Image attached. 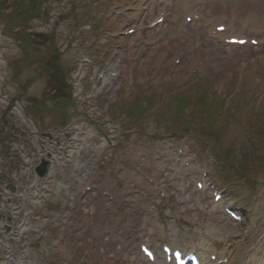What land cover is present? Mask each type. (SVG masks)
<instances>
[{
    "label": "rangeland",
    "instance_id": "374dc122",
    "mask_svg": "<svg viewBox=\"0 0 264 264\" xmlns=\"http://www.w3.org/2000/svg\"><path fill=\"white\" fill-rule=\"evenodd\" d=\"M69 3L65 10H61L60 8H56L58 11V16L60 18L56 21V27L57 31L54 34V37L57 36V45L59 46L58 42L61 40L67 38H73L65 37V33L72 35V28L74 26V30H77L80 23H76L73 20L75 18H79L82 16L81 10L85 11L83 2L81 5H77L79 0H68ZM97 0H93V3ZM36 2L40 3L41 0H36ZM94 8L93 16L97 15L99 16L100 13L106 14L108 12V6L105 7H96ZM91 10V9H90ZM221 10H219L220 12ZM57 16V17H58ZM86 23V22H85ZM53 24H50L49 26L52 27ZM107 25L106 21L101 26ZM50 27L43 28L45 31L49 30ZM237 28H240L239 25H237ZM63 34V35H60ZM91 35V34H90ZM88 35L86 34L84 38L86 39ZM61 39V40H60ZM74 38L73 40H75ZM80 42V41H78ZM66 43H68L66 41ZM47 44V42H46ZM212 48L217 49V54L214 57V62H212V66L210 67L211 70L207 71L203 75L200 76L199 81L206 78V80L203 83L199 82H183L182 80H178L177 82H167L166 79L171 78L172 76L167 73L166 79L154 83L157 79L150 78V82L148 81L147 84H151L153 86L152 89L148 88L147 86L141 87V90L143 92L139 93L138 91L135 92V84H137V81H139V75L135 73L132 77H130V80L128 82H131L132 90L133 92L130 94L129 97L126 98L124 96V93L126 92V86L127 82L124 83V85H117V88L112 90L107 96L112 101L113 98L116 97L120 100L123 98L125 102L128 104L125 107L130 111L128 116L129 119L124 120V123L122 127L126 130L125 134H128V130L131 128H137V127H144L142 123H147V126L155 123L156 128H169L167 131V134L174 135V132H171L173 128L170 127V124H168V121H171L170 119H167V110L161 105L162 100H167L169 98V94L171 97H174L178 94H182L183 96L187 97L188 102H196L197 98L201 94H209V91L212 87H216L217 91L213 94L214 101L210 102L209 105L212 106L210 111L204 112L203 116L191 118L188 119L185 126L188 128H191L188 130V133L185 131L182 132L183 128L180 124H175V128L177 129V134L179 136L186 134L189 138V146L191 151L193 152H199L200 155V166L209 165L211 173L213 177H216L215 179H218L219 181L223 182L225 184V187L221 186V188L224 190L225 195L227 199L234 205L236 208H242L246 212V218L244 221V224L242 226L236 225L232 219H230L229 216H227L224 213H213L211 214V208L213 204V200L211 199L210 192L208 194H188L189 198V207L188 210L186 207L181 210H178L182 215L180 216L181 221L186 220L190 223L192 228L194 229V233L190 235L191 237L195 235H205L208 236V225L210 223H213L216 226V231L218 233H210L209 236H212V238H215L218 245L221 246L225 244H229V242L233 241L235 237L233 236V232L235 233H244L247 231L246 227L249 224L248 218L253 217V211L257 207H261L260 214H264V169L260 168L255 160L251 159L248 152V147L250 150H256V148H260V151L264 153V150L261 148L264 147V134L261 131V129H258L256 131V134H258L256 137H253L252 141H246L244 135L246 133V126L248 123L251 122L250 119L256 120L258 119V123L264 124V68L260 70V72L254 71V67H256L259 61V58L256 56H261V54H254L253 52L260 53V51H253V50H247L243 53H234L229 50L222 49L218 46L217 42L215 40H212ZM139 48L143 50L144 52L149 50H157V52H160V56H165V52L171 48V46H175L177 49V53H181V51H184L187 45H184L183 42L178 41L171 43L170 41H163L160 42L157 46L151 47L149 45H139ZM42 49L44 50V47L46 45H41ZM38 48V47H36ZM40 48V47H39ZM61 51H68L69 49L63 44H61ZM139 48H135L133 45L132 48V55L135 56L140 50ZM37 50V49H36ZM63 52V51H62ZM148 57L144 58V62L142 64H138L141 68H145L147 66L146 62L152 64V66H147L150 69H152V72L157 73V67L155 66L156 62L154 63V59L152 57L153 53H148ZM177 55V54H176ZM145 57V54H144ZM167 56L164 58L166 59ZM169 61V58H167ZM186 63L184 62L183 65ZM216 64V65H214ZM165 68V65H161ZM185 66L182 67V69ZM176 73L177 75H185L184 71L183 73L181 70ZM162 72V71H161ZM160 72V73H161ZM208 78V80H207ZM210 79V80H209ZM136 81V82H135ZM223 83V84H222ZM146 84V85H147ZM220 84V86H219ZM120 86V87H119ZM183 87V89H181ZM198 88L200 90H198ZM244 93V97L247 98V100L244 103L239 104V98L240 95ZM138 97V99H141L143 97L144 99L153 102V106L149 109L147 113H145L142 118H135V111L131 108V103H134L135 101L132 100V98ZM226 98L227 100V107L225 105L220 104L222 102L223 98ZM224 101V100H223ZM226 101H224L225 104ZM97 103L100 106L106 107V102L102 100V97L97 98ZM114 104V103H113ZM109 106L110 111H114L116 108L115 106ZM235 104V105H234ZM147 106V103L145 104ZM252 108L256 111H252V115H241L242 120H240V113H244L245 110H248V108ZM195 110L194 107H188L187 112L192 113ZM239 110H241L239 113H237ZM196 113H198V110L196 109ZM157 114V115H156ZM237 114V116H235ZM258 114V115H255ZM155 116L153 120L152 116ZM116 118H119L115 114ZM216 117V119L214 118ZM256 118V119H255ZM239 119V120H237ZM212 120V121H211ZM263 121V122H262ZM254 123V122H252ZM171 128V129H170ZM224 131L222 134L221 140L218 142L216 139L219 140L220 132ZM123 131V130H122ZM211 134V136L208 137L207 133ZM218 132V136L216 137V134ZM205 135H204V134ZM207 135V136H206ZM204 138L206 140L201 141V138ZM260 138V139H259ZM210 139V140H209ZM238 139L240 141H238ZM209 140V141H208ZM237 140V141H236ZM261 140V142L259 141ZM150 141V140H149ZM206 142V144H205ZM212 144V146L210 145ZM135 145H133L134 148ZM225 146V147H223ZM212 147H216L219 149L220 154L224 157V152L221 147L223 148H235L237 150V147L239 148L238 157L235 155V157L238 160V166L233 165L230 160L226 159L225 161L228 162L226 164H223V167L220 165V162L216 160V157L214 156V152H210L212 150ZM125 146H123V140L120 142V153H125ZM124 151V152H123ZM250 152V151H249ZM114 153L113 156L120 155ZM251 155H253L251 151ZM254 156V155H253ZM234 159V158H233ZM105 164L104 162H101V166ZM253 164V166H252ZM243 165L244 169L248 173H255V178L248 177V178H239V170L242 173V176L246 175V173L243 171ZM105 168L111 169L113 167L112 159L109 160L108 163H106ZM110 171V170H109ZM110 173V172H108ZM107 174V173H106ZM103 176V175H102ZM221 176L220 178H218ZM247 176V175H246ZM217 180V181H218ZM220 183V182H219ZM188 184L186 181H180V185L178 186V189L170 191V199L168 202H166L163 199L160 198H153L152 201H154L155 207L157 210H159L160 206H164L165 203L172 204L173 202L177 203V199L182 197V192L185 189H188ZM262 196V197H261ZM260 198V199H259ZM259 199V202H257ZM196 200L203 201L204 205H202L204 208H206L204 211L200 208L201 206L196 203ZM183 205V204H182ZM185 204L184 206H187ZM166 207V206H165ZM172 208H175L173 205ZM177 209V208H176ZM154 209H152L153 211ZM85 211V208L84 210ZM104 214L98 215L99 218L96 217L95 225H93L94 230H98L100 232V237H102L104 233L105 226H111L114 225V221L109 222V217H113L111 208L109 206L104 207ZM82 214V211H81ZM153 215V214H152ZM89 218V217H88ZM114 218V217H113ZM90 219V218H89ZM116 230V233H121L122 230L119 228V226H112ZM189 226L184 224V228H187ZM57 233L58 230L54 229V227H51V231ZM254 236H247L245 245H248L254 240H256L258 237L257 234L253 233ZM107 236V234H105ZM88 237V236H86ZM84 236L83 240L85 241L83 244L86 245L87 248H93V255L90 258H82L79 257L77 259L70 258L68 264H118V262H115V260L111 258H116L117 260H122L126 262L125 264H147L144 261L140 259V256L137 252H128L124 250L121 255L119 254V249L121 246L119 244H115L114 242H95L91 237L86 238ZM110 237V236H109ZM187 237V236H185ZM74 238V237H73ZM108 238V237H107ZM82 240V241H83ZM78 241H76L77 243ZM93 243V244H92ZM93 246V247H92ZM78 249L82 253L83 256H85V248L83 245L79 246ZM101 255L102 253L100 250H104V252H108L111 254V256H107V258H103L101 256H96V251ZM53 251H57L58 248L52 249ZM70 250L73 252L72 244H70ZM53 257H56V260L60 259L58 252H56ZM95 257V258H94ZM98 257V258H97ZM94 258V259H93ZM129 258V260H128ZM93 259V260H92ZM61 262L64 261V259H60ZM92 260V261H91Z\"/></svg>",
    "mask_w": 264,
    "mask_h": 264
},
{
    "label": "bare ground",
    "instance_id": "6f19581e",
    "mask_svg": "<svg viewBox=\"0 0 264 264\" xmlns=\"http://www.w3.org/2000/svg\"><path fill=\"white\" fill-rule=\"evenodd\" d=\"M204 185L206 186L205 183ZM203 190H205V187L203 188ZM222 203H223V199H221L218 203H215L213 206L214 210L215 211L219 210ZM208 228H210L208 229L210 231L209 233H215V234L218 233L215 230V226L213 227L208 226ZM208 238H211V237L208 236ZM195 242L196 243L192 242V243L187 244L186 247H182L178 239L174 237L172 238L171 241L165 240L164 244L166 243V244L171 245L172 247L183 248V249L195 248L199 251L203 260L209 259L211 254H216L218 256V259H224L225 257H227L226 255L227 253L228 261L226 264H231L234 261H238L239 264H264V245L262 246V248L261 246L259 247L261 249L254 251L253 249L249 250V248H247L246 246H243V244H241V242L238 240L236 241V244L230 249L223 251V252L216 253L214 252L216 249L214 248V246H212V244H209L207 242L206 237L202 239H196ZM139 249L140 248L138 247V250ZM260 252H261V255H260ZM154 253H155V259H154V263L152 264H171L165 261V255L162 252V246L159 249L154 248ZM141 256L142 258H146L142 254Z\"/></svg>",
    "mask_w": 264,
    "mask_h": 264
}]
</instances>
